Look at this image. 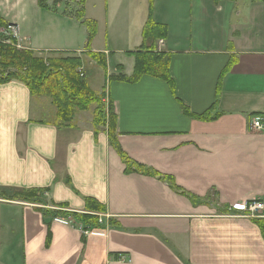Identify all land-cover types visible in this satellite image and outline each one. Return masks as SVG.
Instances as JSON below:
<instances>
[{"label": "crops", "instance_id": "0c3cea01", "mask_svg": "<svg viewBox=\"0 0 264 264\" xmlns=\"http://www.w3.org/2000/svg\"><path fill=\"white\" fill-rule=\"evenodd\" d=\"M59 1L44 22L30 19L43 11L26 0L15 19L16 1L0 0V15L27 35L26 49L81 57L86 79L85 59L98 66L89 52L107 59L111 43L139 50L152 20L164 28L155 42L173 87L151 76L110 81L120 67L132 77V56L113 71L107 59L102 91L88 83L111 104L115 142L144 167L127 173L93 114L62 126L50 98L0 84V264H264L256 221L228 216L232 205L264 201V0H106L97 19L86 0L97 26L89 48L85 17ZM25 190L45 193L10 200Z\"/></svg>", "mask_w": 264, "mask_h": 264}, {"label": "trees", "instance_id": "16d2710c", "mask_svg": "<svg viewBox=\"0 0 264 264\" xmlns=\"http://www.w3.org/2000/svg\"><path fill=\"white\" fill-rule=\"evenodd\" d=\"M47 0H39L38 5L44 10H50ZM60 2L54 0L53 6ZM86 0H80V11L77 13L78 19H84V4ZM84 24L89 29L88 45L89 48L92 40L96 35V24L94 22L84 21ZM13 26L7 23L0 16V29H7ZM165 36L164 28L160 25L148 22L143 33V45L141 48L129 56L135 58V71L132 77L126 78L123 76V69L120 67L121 73L119 76L110 78V81H123L128 83H136L143 76H151L163 80L171 88L173 83L169 73V57L160 53L155 49V41ZM13 43L12 46L0 45V84H5L11 81H19L23 83L30 91L32 96L47 97L52 100V104L57 109V121L63 124H71L75 118L77 111H88L94 104L98 105L94 115V126L96 128L105 127L110 133V141L120 154L122 161L126 165V172L131 171L142 172L144 167L132 162L126 154L120 149L115 142V118L113 110L109 104L107 113L105 103L101 96H98L88 85L87 80L77 73V69L83 66L81 57L68 54H57L58 57L50 58L45 62L42 58H38L36 52L32 50L19 52L15 45L16 40L13 37H8ZM15 44V45H14ZM56 54V53H52ZM98 66L107 72V59L103 53H91L88 55ZM184 114L198 119H207L209 113L203 115H195L187 108L184 109ZM109 116V117H108ZM108 118V121H107ZM153 176L162 178L157 173H149ZM164 179V178H162ZM170 181V179H165ZM174 186V185H173ZM45 190L22 191L10 196V200H24L28 202H41V197ZM264 235V221H256Z\"/></svg>", "mask_w": 264, "mask_h": 264}, {"label": "rangeland", "instance_id": "374dc122", "mask_svg": "<svg viewBox=\"0 0 264 264\" xmlns=\"http://www.w3.org/2000/svg\"><path fill=\"white\" fill-rule=\"evenodd\" d=\"M15 1H16V5H15L14 11L12 13L13 19L16 18V14L18 17V13H19V11H21L20 7H22V5L24 4V0H15ZM37 1L39 2V0H37ZM37 1L34 3V0H26L27 4L29 3V5L34 6V8H33L34 10L32 11L33 14H36L35 12H38V11H43V12H41V16L39 18L36 17V18H30V19L33 21L40 19L42 22H44L46 17H47V14H45V12H44L45 10H43V9L41 10V8L38 6ZM18 2H20V4H17ZM53 2H54V0H47L46 3L49 4L50 6H53L54 5ZM79 2H80L79 0H66V1L62 0L61 10L64 13L67 12L66 14L69 15L70 17H74V19L75 18L78 19L77 13L80 11ZM111 2H114V0L113 1L111 0ZM85 4H86V2H85ZM85 4L83 6L84 13H85ZM151 4H152V7H155L154 0H151ZM95 5H99L100 9H103V6H104V9H105L106 0H90L89 1V4H88L87 9H86L87 16L89 18L97 19V18H100V16H101ZM114 7H115V9H117L116 3L114 5ZM30 9H32V7H30L28 10H30ZM101 14L104 17L107 16V12H105V11H102ZM85 19H86V21L94 22L96 24L95 20H93V21L90 19L87 20L86 13H85ZM78 21L82 22L81 19H78ZM84 26H86V25H84ZM40 29L42 31H47L48 28L46 26H41ZM40 29H38V31H37L38 35H41ZM74 32L79 36V39H80L81 38L80 33L76 32V31H74ZM64 34L66 37L67 36L72 37V33L68 29L65 30ZM24 35L25 34L22 31L19 34V30H18V38L14 36V39L17 41L16 45L15 44L14 45H15L17 51H19V52L28 51V49H26L22 44L23 37L27 36V35H25V36ZM10 36H11V34L7 31V29H0V45L12 46L13 45L12 41L10 39H8V37H10ZM42 36H44V35H42ZM42 36H41V40H42ZM23 40L25 41V39H23ZM104 42H106L105 36H104ZM104 44H103V46H104ZM131 47H132V45H125V44H122L120 47H118V46L112 45V43H111L107 49H103V50H108V53L106 55H107L108 63L110 65V68L112 69V71L117 66V64H122L126 68H129L130 64L134 63V58L130 57L128 54L132 49ZM155 49L156 50L158 49L157 43H155ZM35 55L38 58H42L45 62H47L50 58L58 57L57 54H52V53H43V54L37 53ZM66 55H64V57H66ZM85 61H86L85 64H86V69H87V79H86V71L83 70L84 75H85L84 78L88 81V83L91 85L93 90L98 91V92L102 91L105 71L101 67L96 66L95 64H92L89 60L85 59ZM81 68L83 69L84 67L82 66ZM78 70L79 69H77V73L79 74ZM0 71H2V70L0 69ZM98 96H100V95H98ZM97 107H98V105H96V104L92 105L88 111H85V112H90V113L84 114V116L87 118L90 117L92 114L94 116L95 112L97 111ZM105 107H106V113H107V104L105 105ZM78 112H82V111H77L76 114ZM75 117H76V115H75ZM113 117H114V115H113ZM74 120H75V118H74ZM74 120L72 121L71 124H63L62 122H59V121H57V123L59 125H62V126H71L74 124ZM107 121H108V118H107ZM228 216H241V215L236 214V215H228ZM241 217H243V216H241ZM245 218H247V217H245ZM255 221H258V220H255ZM260 221H264V220H260Z\"/></svg>", "mask_w": 264, "mask_h": 264}, {"label": "built area", "instance_id": "2783aa9c", "mask_svg": "<svg viewBox=\"0 0 264 264\" xmlns=\"http://www.w3.org/2000/svg\"><path fill=\"white\" fill-rule=\"evenodd\" d=\"M8 32L11 34V37L14 38L15 36L18 38V30L14 25L8 28ZM161 45H162V41H159V46ZM78 72L81 77L84 76V72L82 68H80ZM104 103L106 102L104 101ZM252 126L253 128L257 130L262 129L261 120L259 119L255 120ZM228 210L231 213L238 214V215H241L243 217H247L253 220H264V201L256 200V201H250V202H245V203H238V204L230 206ZM118 260L125 261L126 258L124 256H121L118 258Z\"/></svg>", "mask_w": 264, "mask_h": 264}]
</instances>
